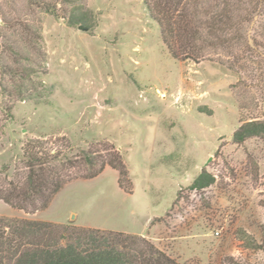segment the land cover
I'll list each match as a JSON object with an SVG mask.
<instances>
[{
  "label": "rangeland",
  "instance_id": "rangeland-1",
  "mask_svg": "<svg viewBox=\"0 0 264 264\" xmlns=\"http://www.w3.org/2000/svg\"><path fill=\"white\" fill-rule=\"evenodd\" d=\"M144 1L84 0L95 26L83 31L27 0H0V27L39 28L44 60L28 49L37 73L27 85L48 100L18 99L0 75L11 88L0 94V186L21 178L31 139L68 142L70 156L119 152L132 185L121 189L106 165L66 184L44 210L0 201V217L142 236L180 264H264V138L232 141L241 121L264 119V57L253 64L238 52L234 70L218 56L174 59ZM249 36L264 44L262 31ZM203 169L214 183L190 190Z\"/></svg>",
  "mask_w": 264,
  "mask_h": 264
},
{
  "label": "trees",
  "instance_id": "trees-1",
  "mask_svg": "<svg viewBox=\"0 0 264 264\" xmlns=\"http://www.w3.org/2000/svg\"><path fill=\"white\" fill-rule=\"evenodd\" d=\"M144 5L174 59L214 61L218 56V64L234 70L238 65V52L250 54L247 59L253 64H257L254 59L264 57V44H258L249 36V32L264 33V0H145ZM27 7L62 18L69 26L82 27L85 31L95 26V17L84 0H27ZM3 23L0 27L1 78L9 77L18 99L36 98L39 99L36 103H48L47 99H41V93L27 85L33 83L37 73L30 66L34 61L28 49L44 60L38 26L23 21L14 25L7 20ZM7 27L12 35L11 43L2 31ZM221 54L232 60L224 61L219 57ZM259 70H262L261 65ZM8 88L0 83V94L10 96L11 88ZM44 88L47 97L52 87ZM6 112L10 114V107ZM251 138H264V119L241 121L232 134L236 144ZM47 145V141L39 139L24 144L21 178L0 186V201L24 211L44 210L66 184L75 179H93L106 165L117 171L118 186L131 193L128 168L119 152H111L108 159L84 150L70 156L68 142L55 147ZM214 180V176L203 169L188 188L201 191ZM0 264L180 263L142 236L0 217Z\"/></svg>",
  "mask_w": 264,
  "mask_h": 264
},
{
  "label": "water",
  "instance_id": "water-1",
  "mask_svg": "<svg viewBox=\"0 0 264 264\" xmlns=\"http://www.w3.org/2000/svg\"><path fill=\"white\" fill-rule=\"evenodd\" d=\"M79 29H81V30H83V31H85V29H83L82 27H78Z\"/></svg>",
  "mask_w": 264,
  "mask_h": 264
}]
</instances>
